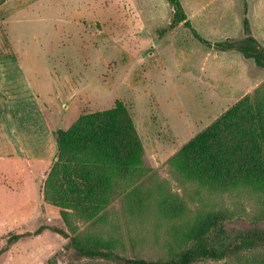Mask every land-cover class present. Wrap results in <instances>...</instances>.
<instances>
[{
	"label": "rangeland",
	"instance_id": "374dc122",
	"mask_svg": "<svg viewBox=\"0 0 264 264\" xmlns=\"http://www.w3.org/2000/svg\"><path fill=\"white\" fill-rule=\"evenodd\" d=\"M9 1L4 7L0 0V238L46 224L80 245H111L124 257L158 259L174 227L197 214L222 212L227 240L264 230L263 193L185 191L168 165L245 95L259 88L256 98L264 99V69L239 52L201 44L182 25L166 31L172 15L166 0ZM180 3L191 26L211 43L241 38L246 15L264 47V0ZM114 110L127 117L137 140L129 159L83 162L71 149L67 164L74 177L80 170L89 182H111L77 185L82 204L60 206L57 183L66 168L55 131ZM161 200L168 204L166 215L158 209ZM67 243L45 231L14 244L0 264H113L77 259ZM261 258L264 247L221 263L257 264Z\"/></svg>",
	"mask_w": 264,
	"mask_h": 264
},
{
	"label": "trees",
	"instance_id": "16d2710c",
	"mask_svg": "<svg viewBox=\"0 0 264 264\" xmlns=\"http://www.w3.org/2000/svg\"><path fill=\"white\" fill-rule=\"evenodd\" d=\"M166 1L172 10L166 31L182 25L201 44L220 52H239L243 58L253 60L257 67L264 69V47L253 36L246 15L241 38L211 43L191 26L180 0ZM259 91L256 88L251 95H245L168 160L169 172L183 190L196 194L203 192L208 196L238 189L264 194V99L260 95L256 98ZM117 111L85 115L67 131H55L59 163L66 168L64 179L57 183L60 206L75 208V205L82 204L85 197L76 189L77 185H86L88 189L90 186L106 187L111 182L109 177L101 183L89 182V177L80 170L74 177L67 164L71 149L78 150L77 155L83 162L88 157L98 158L104 163L129 159L137 140L127 117ZM100 198L98 200L102 201ZM165 202L161 200L158 209L166 215L168 204ZM224 219L222 212H207L197 214L186 226L174 227L170 239L164 243L167 245L164 256L158 259L124 257L113 252L111 245L99 248L80 245L64 229L46 224L38 225L31 232H9L1 237L0 258L17 242L45 231L67 239L65 249L71 250L77 259L103 260L113 264H224L221 261L233 255L264 247V230L259 228L227 240L222 228ZM257 261H260L257 264L264 263L263 258ZM242 264L249 263L243 261Z\"/></svg>",
	"mask_w": 264,
	"mask_h": 264
},
{
	"label": "crops",
	"instance_id": "0c3cea01",
	"mask_svg": "<svg viewBox=\"0 0 264 264\" xmlns=\"http://www.w3.org/2000/svg\"><path fill=\"white\" fill-rule=\"evenodd\" d=\"M17 1H18V0H17ZM31 1H32V0H21V1H18V3H19L20 6H21V4H24V5H25V4H27V3H30ZM9 2H11V1L6 0V2H5L6 5H3V6H4V7L7 6V4H8ZM18 7H19V6H18ZM18 7H17V8H18Z\"/></svg>",
	"mask_w": 264,
	"mask_h": 264
}]
</instances>
